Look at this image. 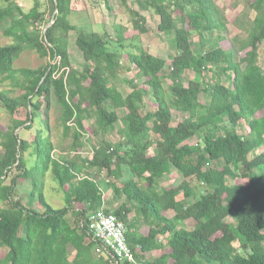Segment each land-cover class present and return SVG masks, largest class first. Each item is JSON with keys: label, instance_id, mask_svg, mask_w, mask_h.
Wrapping results in <instances>:
<instances>
[{"label": "trees", "instance_id": "trees-1", "mask_svg": "<svg viewBox=\"0 0 264 264\" xmlns=\"http://www.w3.org/2000/svg\"><path fill=\"white\" fill-rule=\"evenodd\" d=\"M19 1L0 0V36L10 39L0 44V105L12 116L0 134V264H264V0H231L244 7L233 38L218 0H133L134 29L149 33L145 12L157 15L170 63L141 45L127 50L122 25L115 38L78 26L75 0H34L29 10ZM27 50L50 61L17 68ZM133 71L125 95L114 79ZM189 72L201 78L187 81ZM172 167L180 179L163 187ZM49 172L66 206L40 194L38 211L18 188L29 181L28 200L37 197ZM101 209L125 222L134 261L97 251L89 223Z\"/></svg>", "mask_w": 264, "mask_h": 264}, {"label": "rangeland", "instance_id": "rangeland-1", "mask_svg": "<svg viewBox=\"0 0 264 264\" xmlns=\"http://www.w3.org/2000/svg\"><path fill=\"white\" fill-rule=\"evenodd\" d=\"M100 0H75L73 5V13L71 14L70 18L72 22L77 24L78 26L87 28L89 30L95 29L97 31L102 32H109L112 37L115 38V25H122L127 28V36L131 39L127 42V50H133L132 44L134 45H141L147 49H149L152 53L157 56L166 58L168 62H172L174 58L175 51L171 48L168 41L162 39L160 36L157 35L155 29L159 23V17L157 15H152L150 12H145L147 16H149L150 20L148 22V27L151 28V31L146 34H141L137 30L134 29L132 23V13L129 7L132 5L133 0H128L125 4L122 0H112V4L114 6V10L111 11L106 7L105 4L99 6V3H96ZM20 4L24 7L25 10H29L33 4L34 0H20ZM102 2V1H101ZM221 7L227 14L228 23V31L226 34L233 38L237 35L240 30L235 25V19L238 16L239 12L243 10V6L241 5L239 8L233 7V2L231 0H218ZM1 6V2H0ZM51 14V10L48 12L47 16ZM78 32L76 30H72L70 33V54L71 60L74 67L78 69H84L86 66V60L84 58L83 52L78 48L76 44ZM196 41V38L194 39ZM10 42V39L5 38L4 36H0V44H5ZM225 42L222 45L225 46ZM261 56H260V65L264 71V44L261 45ZM50 61V57L46 59H42L36 52L32 50H27L23 53L21 58L16 61V67H40L41 65L46 64ZM136 71L126 73L120 75L119 77L115 78L114 80L120 86L121 90L125 95H127L131 91V84L129 82L130 78H134ZM189 81L190 79L197 78L198 75L196 72H189L187 75ZM144 80L141 79L140 83ZM170 83V81H169ZM52 113V122L55 123L57 116L60 114L59 112V105L56 100H54V105L51 107ZM175 117H179V113L174 110ZM12 125V116L11 114L0 105V134L3 130H7ZM87 128L91 131L93 126L92 120L86 121ZM120 129V125L117 126L115 131H112L111 134L108 135V138L114 142H118L121 138V134L118 132ZM241 134H245L249 131V126L245 120L240 122V126L238 127ZM24 136H29V132L20 129L19 130ZM87 138V136H86ZM97 143L100 141L99 137H95L94 139ZM86 148L84 149V153L88 154L93 147V142L87 138L86 140ZM192 144H196L200 142V140L196 138H192L190 141ZM127 172L125 173L124 180H127L132 174L129 171V168L125 166ZM180 179V173L175 167H172L170 172L166 174L162 181L161 185L163 187L170 185L173 182H177ZM31 189V183L29 181H25L20 184L18 191L23 196L26 203L33 202V207L38 211H43L46 209L44 206V202L42 201L43 198L50 203L55 208H63L66 206V199H65V192L60 183L55 180L54 176L51 172H49L42 184L37 197L29 196V191ZM30 201V202H29ZM117 202V201H116ZM118 204V203H117ZM117 204L115 206H117ZM114 206V207H115ZM113 208V207H112Z\"/></svg>", "mask_w": 264, "mask_h": 264}, {"label": "built area", "instance_id": "built-area-1", "mask_svg": "<svg viewBox=\"0 0 264 264\" xmlns=\"http://www.w3.org/2000/svg\"><path fill=\"white\" fill-rule=\"evenodd\" d=\"M197 144V143H196ZM89 229L92 239L101 242L97 251L120 260L134 261V253L127 240V226L113 212L101 209L91 213Z\"/></svg>", "mask_w": 264, "mask_h": 264}, {"label": "crops", "instance_id": "crops-1", "mask_svg": "<svg viewBox=\"0 0 264 264\" xmlns=\"http://www.w3.org/2000/svg\"><path fill=\"white\" fill-rule=\"evenodd\" d=\"M167 239L166 237H163V240Z\"/></svg>", "mask_w": 264, "mask_h": 264}]
</instances>
